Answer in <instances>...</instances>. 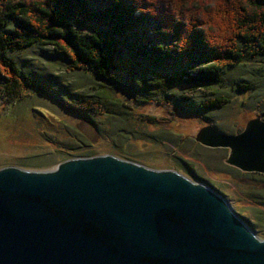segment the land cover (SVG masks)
Here are the masks:
<instances>
[{
    "label": "water",
    "instance_id": "water-1",
    "mask_svg": "<svg viewBox=\"0 0 264 264\" xmlns=\"http://www.w3.org/2000/svg\"><path fill=\"white\" fill-rule=\"evenodd\" d=\"M196 140L264 173V121ZM209 185L113 154L0 169V264H264V244ZM260 238V237H259Z\"/></svg>",
    "mask_w": 264,
    "mask_h": 264
},
{
    "label": "trees",
    "instance_id": "trees-1",
    "mask_svg": "<svg viewBox=\"0 0 264 264\" xmlns=\"http://www.w3.org/2000/svg\"><path fill=\"white\" fill-rule=\"evenodd\" d=\"M173 1L0 0V100L15 103L26 89L36 87L58 99L66 110L85 117L100 136L108 134L116 144L151 139L138 130L150 119H138L133 108L134 101L150 103L151 99H139L117 87L125 55L142 68L141 75L132 69L131 85L136 80L142 83L151 73L157 85L168 87L169 79L157 72L180 68L179 75L175 74L180 82L211 91L217 90L227 70L264 56V0H218L226 13L220 18L202 6L204 0L192 7L200 5L207 17L184 16L182 12L191 13L194 8L178 0V11L184 16L179 18L169 11L177 6ZM146 25L154 30L140 33L139 28ZM35 46L51 47L72 71L91 70L99 78L92 92L73 100L56 86L37 82L24 72L13 54ZM228 102L216 97L205 102L204 108L219 109ZM102 116L104 120L99 119ZM108 153L130 160L120 147ZM98 155L95 149H77L72 159ZM57 158H39L29 166L49 170ZM179 169L194 176L188 168Z\"/></svg>",
    "mask_w": 264,
    "mask_h": 264
},
{
    "label": "rangeland",
    "instance_id": "rangeland-1",
    "mask_svg": "<svg viewBox=\"0 0 264 264\" xmlns=\"http://www.w3.org/2000/svg\"><path fill=\"white\" fill-rule=\"evenodd\" d=\"M177 1H173L177 4L172 6L174 9L168 8L173 15L207 17L200 5L197 9L191 6L194 8L191 13L185 10L184 16H180ZM182 3L187 4L186 0ZM221 5L218 0H204L202 6H208L213 17L220 18L226 14ZM215 27L219 33L220 29ZM153 30L150 25L139 28L140 33ZM13 57L37 82H48L73 100H80L92 92L96 80L99 81L87 68L72 71L67 60L55 55L49 46L28 48L14 53ZM139 68L142 69L125 55L117 87L139 99H151L150 103H133L138 119L144 116L150 119L149 124L140 125L138 130L151 139H132L128 144H116L108 134L100 136L85 117L66 110L58 99L32 87L26 89L23 98L15 103L0 100V169L15 166L41 171L29 165L39 158L58 157L57 164L47 168L53 170L72 159L77 149H95L105 155L120 147L133 162L154 169L176 170L195 182L218 190L246 224L264 238V176L245 173L227 164L230 149L210 148L196 140L203 127L211 125L220 132L238 134L245 130L249 120L264 115V56L227 70L224 80L213 91L208 88L198 90L180 82V68L157 72L169 79L168 87L157 85V78L155 76L154 80L151 73L147 80L142 83L136 80L131 85L129 80L135 77L132 69L141 75ZM248 85L252 88L247 89ZM240 86L242 91L238 90ZM216 97H224L229 102L219 109L204 108L205 102ZM99 119L104 120V117ZM181 166L190 169L194 176L181 171Z\"/></svg>",
    "mask_w": 264,
    "mask_h": 264
},
{
    "label": "clouds",
    "instance_id": "clouds-1",
    "mask_svg": "<svg viewBox=\"0 0 264 264\" xmlns=\"http://www.w3.org/2000/svg\"><path fill=\"white\" fill-rule=\"evenodd\" d=\"M186 2L188 6L191 7L193 4L198 3L199 0H186ZM212 6L214 7V4H212ZM256 239H258L259 243L264 244V238L256 237Z\"/></svg>",
    "mask_w": 264,
    "mask_h": 264
},
{
    "label": "flooded vegetation",
    "instance_id": "flooded-vegetation-1",
    "mask_svg": "<svg viewBox=\"0 0 264 264\" xmlns=\"http://www.w3.org/2000/svg\"><path fill=\"white\" fill-rule=\"evenodd\" d=\"M256 118H261L263 121H264V115H262V116H258V117H256ZM256 118H254V119H256ZM252 120V119H251ZM250 121V120H249ZM248 124V123H247ZM224 133V132H223ZM239 134V133H238ZM232 135H236V134H232ZM234 167V166H233ZM236 168V167H235ZM238 169V168H237ZM240 170V169H239ZM242 171V170H241ZM245 173H249V174H258V175H262V176H264V173H259V172H245Z\"/></svg>",
    "mask_w": 264,
    "mask_h": 264
}]
</instances>
